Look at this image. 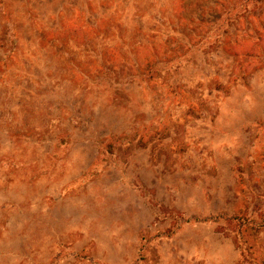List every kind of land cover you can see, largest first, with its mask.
<instances>
[{
    "label": "rangeland",
    "instance_id": "1",
    "mask_svg": "<svg viewBox=\"0 0 264 264\" xmlns=\"http://www.w3.org/2000/svg\"><path fill=\"white\" fill-rule=\"evenodd\" d=\"M0 264H264V0H0Z\"/></svg>",
    "mask_w": 264,
    "mask_h": 264
},
{
    "label": "trees",
    "instance_id": "2",
    "mask_svg": "<svg viewBox=\"0 0 264 264\" xmlns=\"http://www.w3.org/2000/svg\"><path fill=\"white\" fill-rule=\"evenodd\" d=\"M197 220H200V219H197ZM202 220H204V221H205V220H209V219H202Z\"/></svg>",
    "mask_w": 264,
    "mask_h": 264
}]
</instances>
